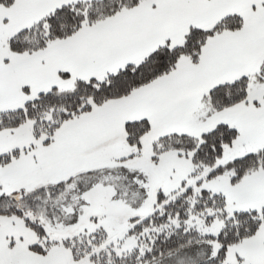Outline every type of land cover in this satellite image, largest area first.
Instances as JSON below:
<instances>
[{
	"label": "snow or ice",
	"instance_id": "snow-or-ice-1",
	"mask_svg": "<svg viewBox=\"0 0 264 264\" xmlns=\"http://www.w3.org/2000/svg\"><path fill=\"white\" fill-rule=\"evenodd\" d=\"M0 264H264V0H0Z\"/></svg>",
	"mask_w": 264,
	"mask_h": 264
}]
</instances>
